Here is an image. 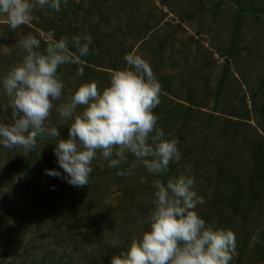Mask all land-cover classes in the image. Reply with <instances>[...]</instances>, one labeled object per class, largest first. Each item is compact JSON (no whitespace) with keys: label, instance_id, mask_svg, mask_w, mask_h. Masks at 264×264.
<instances>
[{"label":"rangeland","instance_id":"obj_1","mask_svg":"<svg viewBox=\"0 0 264 264\" xmlns=\"http://www.w3.org/2000/svg\"><path fill=\"white\" fill-rule=\"evenodd\" d=\"M135 1L128 9L115 0H61L55 11L32 0V21L16 30L0 16V123L12 122L1 77L15 65L16 51L26 54L25 36L40 39L41 52L47 41L40 33L69 41L78 35L82 42L91 36L82 65L58 67L65 86L46 126L57 125L67 139L70 121L59 124V104L82 82L94 80L102 90L113 70L127 66L125 55L136 53L161 85L153 109L158 125L181 152L165 173L141 165L131 176L117 173L137 162L132 154L109 168L98 153L89 185L77 188L45 174L63 173L54 153L60 137H37L31 151L0 144V264H110L150 230L154 185L180 175L194 178L204 200L195 211L206 226L233 231L229 264H264V0H239L242 10L236 0Z\"/></svg>","mask_w":264,"mask_h":264},{"label":"clouds","instance_id":"obj_2","mask_svg":"<svg viewBox=\"0 0 264 264\" xmlns=\"http://www.w3.org/2000/svg\"><path fill=\"white\" fill-rule=\"evenodd\" d=\"M63 3L67 5L68 0ZM35 5L59 11L61 0H35ZM35 5L32 0H0V16L16 30L32 21ZM40 36L47 41L46 49L38 50L41 41L36 36H25L20 45L26 54L2 78L9 98L4 108L11 107L12 122L0 123V144L31 151L37 137H60L54 153L63 173L46 169L45 174L77 188L89 185L91 164L98 153L108 160L109 168H119L127 163L126 154H132L137 162L117 173L121 176L134 175L141 165L149 173H165L170 163L180 161L178 140L166 137L153 111L161 102V85L149 62L136 53L125 55L127 66L113 70L102 90L94 80L82 82L67 102L59 104V124L70 121L67 139L61 138L57 125L46 126L53 102L60 100L65 86L58 67L82 65V58L90 54L92 37L85 36L82 42L78 35L71 41L67 36L54 39L52 32ZM83 74L84 68L79 67L77 75ZM78 107L82 108L79 113ZM194 183L190 175H180L167 185L157 182L150 230L133 239L125 252L113 255L110 264H229L235 235L206 226L195 211L204 200Z\"/></svg>","mask_w":264,"mask_h":264},{"label":"trees","instance_id":"obj_3","mask_svg":"<svg viewBox=\"0 0 264 264\" xmlns=\"http://www.w3.org/2000/svg\"><path fill=\"white\" fill-rule=\"evenodd\" d=\"M101 1H104V0H100V3H101ZM116 1V3L118 4V5H121L123 8H130V9H132L134 6H135V0H115ZM93 2L94 3H97V4H99V0H93ZM241 2V1H240ZM236 6H237V8H239L240 10H242L241 8H240V6H241V3H239V0H236ZM49 19H53V18H49ZM48 21V20H47ZM126 26V28H127V24H128V22H125L124 23ZM123 24V25H124ZM121 26H120V24L118 23L117 24V26L114 28L115 30H117L118 31V29L120 28ZM125 28V29H126ZM146 31V30H145ZM145 32L143 31V32H140V33H138V38L139 37H143V36H141V35H143ZM42 45H44L43 43H41ZM41 44H40V46H41ZM115 47V46H114ZM113 45L111 46V48H112V50H113ZM39 50V49H38ZM71 51H74L73 50V48H72V50ZM116 55H117V53H115L114 55H112V57L108 60L109 61V67H110V69H115L116 68V66H114V64H113V61L112 60H114L115 59V57H116ZM23 56H24V54L21 52V51H16V54H14L13 55V57H14V59H15V64H17V63H19V62H21L22 61V58H23ZM82 59H86V57H83ZM87 62H89V61H91L90 59H88V60H86ZM1 78H3V76L1 77ZM2 90H3V87H2Z\"/></svg>","mask_w":264,"mask_h":264}]
</instances>
